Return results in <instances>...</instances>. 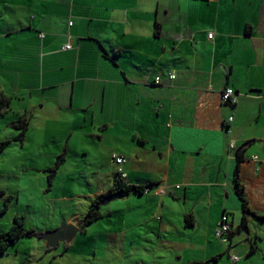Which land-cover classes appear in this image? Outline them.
I'll use <instances>...</instances> for the list:
<instances>
[{"label": "crops", "instance_id": "0c3cea01", "mask_svg": "<svg viewBox=\"0 0 264 264\" xmlns=\"http://www.w3.org/2000/svg\"><path fill=\"white\" fill-rule=\"evenodd\" d=\"M47 3L0 0V97L10 98L0 118L27 117L20 148L54 145L50 155L63 160L53 176L87 173L93 186L49 198L48 177L40 194L51 226L37 230L25 217L38 212L36 201L11 194L15 207L0 215V230L10 209L28 233L72 225L74 238L51 251L62 248L51 258L57 264H264V1L72 0L61 22ZM227 88L235 105L221 100ZM32 140L39 144L28 148ZM119 167L125 185L166 193L101 205L115 193ZM237 178L253 213L245 230ZM101 196L100 216L82 228ZM223 215L227 248L214 236ZM22 238L1 257L12 250L13 264H31L18 260ZM28 247L34 259L51 253L39 241Z\"/></svg>", "mask_w": 264, "mask_h": 264}, {"label": "rangeland", "instance_id": "374dc122", "mask_svg": "<svg viewBox=\"0 0 264 264\" xmlns=\"http://www.w3.org/2000/svg\"><path fill=\"white\" fill-rule=\"evenodd\" d=\"M58 0H48L47 5L44 6V8H47L49 12L56 13L53 20H58V22H61L60 14H63L61 12V9L63 6L71 7L72 6V0H59L61 2H56ZM90 0H75L74 6H82L83 4L88 3ZM258 1V0H257ZM264 1V0H263ZM64 9V8H63ZM61 13H60V12ZM62 16V15H61ZM63 21V20H62ZM3 78V77H1ZM2 81L5 84V87L8 88L9 84L5 83L6 79ZM13 121L14 119H10ZM10 121V122H11ZM7 123V118H0V138L3 140H10L13 138L14 135H17L19 133L18 130L14 129L11 126V123ZM8 124V125H7ZM10 124V125H9ZM36 128V135L37 133ZM42 136L41 132H39ZM39 143L36 141H31L28 145V148H31V145L36 146ZM45 145V144H44ZM42 145V150L40 149L39 152H36L35 150L38 148H33V152L30 151H23L22 148H20V142H10L4 151L0 154V188L3 189V191L7 195L14 194L12 197L14 200L15 197L18 195V192L20 193V197L22 201H25L26 198L32 197L36 202V212L35 210L26 212L25 217L27 218V228H33L34 230L39 229L40 227H45L46 225L49 227L51 226V223H49L48 216L51 215V212L48 208V203L44 204V197L40 194V188L44 187V185L49 186L47 178L50 176H53L52 173H50L49 170L55 163L56 157H52L50 155V152L52 150H48L49 146L52 148L54 145H49L48 147ZM40 148V147H39ZM72 165H83L78 163V159L76 158H70ZM87 162V161H86ZM84 163V162H83ZM67 165H70L69 162ZM35 170L37 172H35ZM46 170V173H43L42 171ZM75 172L73 170L70 171L71 174L67 175L63 172V174L54 175L50 181H52V187L49 188V198H55V197H61V196H73L78 195L80 192L79 188H82L83 192H87L88 188L93 185H85L87 182L94 181L92 177H90L87 173L86 174H76L72 173ZM45 177V178H43ZM19 185V186H18ZM20 188V189H19ZM0 189V190H1ZM46 195V194H45ZM3 197H0V208L3 205ZM13 200V202H15ZM21 201V202H22ZM12 204V203H11ZM72 205V204H71ZM76 205V204H75ZM112 205V204H110ZM114 205V204H113ZM14 204H12L11 208ZM75 208V206H73ZM17 209H20L19 207ZM39 212L44 213V216L39 215ZM12 210L10 209L8 214H6V219L4 222H1L2 229L7 231L10 224L12 223ZM54 214V213H53ZM52 214V215H53ZM36 215V217H35ZM6 222V223H5ZM5 223V224H4ZM4 225V226H3ZM2 231V232H5ZM32 233V232H31ZM39 233V232H37ZM30 234V233H29ZM20 245V257L18 260L21 259L32 262L31 264H57L60 261L59 259L53 260V263H51V258L54 254H58L61 251V247L56 252H51L49 254L42 253L40 257L37 259L30 254L29 247L31 243L37 244L38 241H35L33 238H22ZM216 239V238H215ZM220 244L221 242L216 239ZM30 243V244H29ZM225 248L229 245V242L223 243ZM222 245V244H221ZM12 249V248H10ZM29 252V253H28ZM44 252V251H43ZM11 255L6 257L0 258V264H8L7 261H9V264H13V251L10 250ZM35 255V254H34ZM232 258H235L233 256ZM239 260V258H237ZM15 260V259H14ZM237 260V261H238ZM17 261V260H15ZM14 261V262H15ZM24 262V261H20Z\"/></svg>", "mask_w": 264, "mask_h": 264}, {"label": "trees", "instance_id": "16d2710c", "mask_svg": "<svg viewBox=\"0 0 264 264\" xmlns=\"http://www.w3.org/2000/svg\"><path fill=\"white\" fill-rule=\"evenodd\" d=\"M200 1H207V0H200ZM10 111V98L1 96L0 97V117L4 116ZM29 125V119L25 116H21L18 119L11 122V126L18 130L19 133L15 137V141L22 142L25 132ZM9 144V141H0V154L4 151L6 146ZM63 160V156L60 155L53 167L50 169V173L52 175L55 173L57 165L59 162ZM52 176H50L51 178ZM144 188H136V187H130L128 185H125L123 181L117 176V180L114 181L113 185V191L119 193L120 195H128L129 193H136V194H142ZM236 194L241 201L242 204V213L243 217L241 220V224L239 226L240 230L247 229V215H253V213L250 211L248 202L246 200L245 194L243 192V187L239 183V180L237 178L236 181ZM0 197H3V205L0 208V215L4 214L7 209L9 208V205L12 201V197L7 195L5 192L0 191ZM104 196L99 197L92 205V208L86 213L84 218L82 219L81 226L84 228L88 224H90L93 220L97 219L100 214L99 211H95L94 208L98 205V202L103 198ZM261 219L264 220V217ZM29 233L25 230V219L23 216H15L12 220L11 225L9 226L8 230L5 232H2L0 230V257L5 255L7 250L15 245L18 240H20L24 236H28ZM232 235V230L228 232L227 239L228 242L230 241V236Z\"/></svg>", "mask_w": 264, "mask_h": 264}, {"label": "built area", "instance_id": "2783aa9c", "mask_svg": "<svg viewBox=\"0 0 264 264\" xmlns=\"http://www.w3.org/2000/svg\"><path fill=\"white\" fill-rule=\"evenodd\" d=\"M71 25H72V23H69V26H71ZM68 38L70 40V37H68ZM207 38L209 40H211L213 38V34L209 33L207 35ZM70 49H71L70 43H66L63 47V50H65V51L70 50ZM169 78L174 79V75L171 74L169 76ZM156 84H159L158 79H156ZM221 100L223 103L235 105L237 103V94L232 89L227 88L221 93ZM231 121H232V117L229 118V122H231ZM114 160L118 166H121L125 162L124 158H122V157H114ZM117 176L121 180L125 179V174L123 173V171L120 167L117 170ZM150 193H153L154 195H163L166 193V190L164 188L158 186V187H147V188H144L142 191V194H144V195L150 194ZM230 229H231V225L228 221V218L226 215H223L220 218V220L217 222L216 227L214 229L215 238L218 239L221 243L228 242L227 235H228V232L230 231ZM231 260H232V262H236L238 259L235 257V258H232Z\"/></svg>", "mask_w": 264, "mask_h": 264}, {"label": "water", "instance_id": "95a60500", "mask_svg": "<svg viewBox=\"0 0 264 264\" xmlns=\"http://www.w3.org/2000/svg\"><path fill=\"white\" fill-rule=\"evenodd\" d=\"M120 194L115 192L110 194L108 197H106L101 205H104L110 201H113L115 199H119ZM77 228L73 227L72 225H61L57 229L45 233H36L32 232L28 236L32 237L36 241H39L44 244L45 248L51 252L52 250H55L57 245L59 243L66 245L68 244L77 233Z\"/></svg>", "mask_w": 264, "mask_h": 264}]
</instances>
